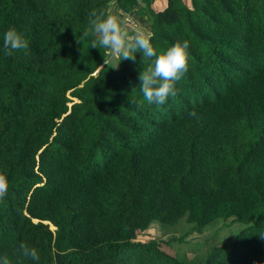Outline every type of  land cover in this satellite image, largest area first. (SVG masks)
Instances as JSON below:
<instances>
[{
    "label": "trees",
    "instance_id": "1",
    "mask_svg": "<svg viewBox=\"0 0 264 264\" xmlns=\"http://www.w3.org/2000/svg\"><path fill=\"white\" fill-rule=\"evenodd\" d=\"M160 1L155 11L152 0H0V257L10 264H36L21 242L39 264H187L136 239L183 218L198 232L246 225L195 264H264V0ZM110 4L148 26L157 54L189 42L166 104L140 91L151 61L136 53L112 67L84 37ZM13 27L29 49L8 55Z\"/></svg>",
    "mask_w": 264,
    "mask_h": 264
},
{
    "label": "clouds",
    "instance_id": "2",
    "mask_svg": "<svg viewBox=\"0 0 264 264\" xmlns=\"http://www.w3.org/2000/svg\"><path fill=\"white\" fill-rule=\"evenodd\" d=\"M91 16L93 17L89 21L91 29L83 34L84 37H93L90 42L91 48H104L107 56L119 62L122 60L135 62L136 53H141L142 59L151 61L150 66L141 71L138 77L140 91L148 104L162 106L168 102L169 97H176L175 85L188 71L189 42L187 40L183 43L176 42L163 53L157 54L151 43L153 34L146 32L132 21L131 17L121 21L116 15L111 14L105 17L103 13L93 12ZM3 47L8 55L13 51L26 52L29 49V41L13 27L3 34ZM188 114L197 117L195 110ZM7 192V178L0 173V200L6 197ZM19 249L22 256L39 264L40 256L35 247L21 242ZM0 264H10V260L7 256L0 257Z\"/></svg>",
    "mask_w": 264,
    "mask_h": 264
},
{
    "label": "rangeland",
    "instance_id": "3",
    "mask_svg": "<svg viewBox=\"0 0 264 264\" xmlns=\"http://www.w3.org/2000/svg\"><path fill=\"white\" fill-rule=\"evenodd\" d=\"M165 3L160 1L159 5H156V0H152L151 7L155 11L160 10L165 6ZM108 9L111 15H116L121 21H125L126 17H131L132 21L149 32L148 26L138 22L135 17L114 10L111 4ZM107 63L115 67L117 60L108 56ZM245 227L244 224L227 219L219 220L198 232L192 224L183 218L172 227L152 223L147 230L137 233L136 239L141 242L156 240L168 254L185 261L187 264H195L199 263L209 251L231 245L237 233ZM50 229L53 230L51 227Z\"/></svg>",
    "mask_w": 264,
    "mask_h": 264
},
{
    "label": "water",
    "instance_id": "4",
    "mask_svg": "<svg viewBox=\"0 0 264 264\" xmlns=\"http://www.w3.org/2000/svg\"><path fill=\"white\" fill-rule=\"evenodd\" d=\"M34 222H36V221H34ZM44 224H49L48 222H43ZM50 225V224H49ZM51 226V225H50ZM53 229H54V227H53Z\"/></svg>",
    "mask_w": 264,
    "mask_h": 264
}]
</instances>
